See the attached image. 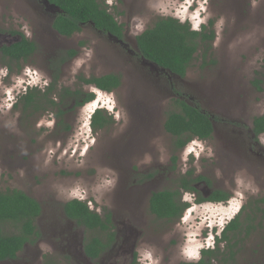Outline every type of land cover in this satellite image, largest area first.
<instances>
[{
  "label": "rangeland",
  "instance_id": "obj_1",
  "mask_svg": "<svg viewBox=\"0 0 264 264\" xmlns=\"http://www.w3.org/2000/svg\"><path fill=\"white\" fill-rule=\"evenodd\" d=\"M104 1L117 23L125 28L130 48H133V40H129L166 17L181 23L188 22L192 30H199L203 23L213 31L214 39L210 47L209 43L201 46L177 87L186 96L181 100L190 103L196 100L202 108L220 119L216 122V132L209 140L190 141L186 150L179 155L176 171L165 173L157 180H162L160 190L173 191L179 189L183 177L195 180L203 176L209 187L218 186L232 197L224 203L197 204L192 194H184L182 200L189 207L179 220L173 222L151 215L145 197L142 200L130 198L124 200L128 213L123 212L122 215L110 189L112 168L119 169L112 167L115 162L110 158L109 148L122 142L125 148L121 150L127 152L132 133L130 130L137 122L131 113L135 107L133 99L138 97L137 93L133 96V89L143 90V85L131 84L130 78L137 73L147 81L155 79L148 75L150 67H140L134 63L131 55L123 54V51L116 53L117 47L91 26H84L82 31L62 38L48 26L47 17L35 9L29 10V0H0V31L16 30L36 45L35 54L25 63L0 57V191H22L36 198L43 210L35 222L42 236L32 244L27 243L19 253V259H24V255L36 256L39 252L57 264H81L78 247L76 251L70 249L68 252L65 243L58 239L67 226L69 231L77 233V240L81 234L84 239L88 237L87 231L76 229L74 222L65 220L59 210L62 201L78 199L86 202L89 209L115 211L116 225L120 221L126 225L132 223L140 233L135 240L136 264L197 262L202 250L216 247V238L221 236L226 223L236 215L241 229L228 235L233 258L229 259V248H226L224 241L218 244L223 252L220 258H225L226 264H255L259 261L264 264V204L258 201L264 198V152L260 151L264 148V134L259 137L258 153L253 157L247 155L243 146L247 143L251 120L264 116V0ZM70 49H76V54L58 68L57 90L77 89L94 96L91 102L65 115L71 129L64 133L65 130L60 131L58 126L54 128L53 110L32 113L23 109L19 95L26 87L43 89L45 79L49 74L54 75L51 61L57 60L59 55L64 56ZM203 53L204 57L201 56ZM20 66L23 67L20 69ZM106 74H116L121 78V85L114 92H100L93 86H82L79 81L80 77L88 79ZM255 80L260 81L257 86L253 85ZM150 93L149 98L144 96V99L152 105L139 117L141 121L145 120L141 130L146 132L144 136L150 144V157L130 152L126 167H120L129 180H125L126 183L119 188L130 190L133 186L134 193L127 195L131 197L146 184L133 182L143 168L133 172L128 163L141 165L149 161L152 163L149 167L153 169L156 157L160 158L157 166H165L172 156L170 151L173 150L174 140L163 127L167 113L180 108L171 96L165 97L163 93L158 98L156 92ZM65 103L68 104L67 101ZM95 108L112 117V123L96 132V136L89 126ZM226 122L239 126L235 130ZM92 136L96 138L98 147L90 155L104 163L99 164L96 171L89 154L82 161L83 151H59L64 143L71 148L77 143L90 145ZM153 137L157 138L156 141ZM134 169L137 170V167L134 166ZM200 181L193 183L200 192H207ZM118 192L120 197L129 198L126 192ZM134 217H138L135 224ZM0 229L3 233L16 232L10 224L0 225ZM109 232L115 233L116 227L110 228ZM108 233H102L106 241ZM115 248L118 246L114 250L109 247L104 257L115 256L119 252L120 257L115 261L129 264V247L123 245L120 250ZM124 250L125 254H122ZM107 262L105 258L104 263ZM212 262L222 264L220 261Z\"/></svg>",
  "mask_w": 264,
  "mask_h": 264
},
{
  "label": "trees",
  "instance_id": "obj_2",
  "mask_svg": "<svg viewBox=\"0 0 264 264\" xmlns=\"http://www.w3.org/2000/svg\"><path fill=\"white\" fill-rule=\"evenodd\" d=\"M46 1L59 9V12L55 14L52 29L60 36L68 38L74 33L82 31V26L87 25L100 30L103 34L121 37L122 27L108 11V5L105 4L104 0ZM118 1L120 2L121 0ZM20 35L22 38L20 41L3 46L1 52L10 57L11 60L18 61L22 59L26 62L32 53L36 51V45L28 41L22 34ZM213 39V31L206 26H202L201 30H192L188 22L181 23L177 19L166 17L160 19L154 27L148 28L136 36L135 41L140 51V56L145 60L156 65L159 69H163L168 76H178L183 79L201 46L209 43L210 47ZM75 54L76 51L74 49L67 51L58 60L56 67L66 59L75 56ZM204 55V53L201 54L203 57ZM8 68L11 69L9 65ZM56 73L57 71L54 74V83L51 84L47 93H42L37 89H29L20 98L23 109L37 113L57 108V103L51 97L47 98L51 90H57L55 85ZM79 81L83 85H93L102 92H111L120 85L119 77L114 74H106L100 77L91 76L88 79L80 77ZM259 83V80H255L253 85L257 86ZM62 90L63 95L69 96L68 104L61 102L63 107L66 105L70 106L73 100H75V106H80L84 102L87 103L93 100L94 95L92 93L72 92L66 88H62ZM79 99H81L80 102H78ZM174 101L180 110L168 112L164 122L166 133L172 136L174 140L173 145L176 148H183L193 139H211L213 127L216 126V122L220 121V119L208 113L196 100L193 103H188L185 99ZM62 113L61 108H58L57 116L61 117ZM62 119L61 117L58 126L69 130V125L64 123ZM110 123H112V117L104 114L99 109L91 116L90 125L94 130L106 128ZM251 132L256 137L264 134V116L253 118ZM175 160L176 157H173L172 161L175 162ZM187 175H190V173ZM195 180H187L183 177L180 180L179 189L153 193L148 204L150 214L156 219L165 220L166 222L178 220L189 206L181 200V190H194L191 184ZM198 196L197 202L199 203L204 201L218 203L226 201L228 198V194L221 190L213 191L208 199ZM258 201L264 204V198L258 199ZM61 207L67 219L74 221L77 227L87 231L88 237L83 242V248L84 254L88 258H98L110 247V244L115 239V233H108L109 229L114 226L110 214L101 218L96 212L89 209L86 202L78 199L70 200L62 204ZM41 214L42 208L39 203L22 191L16 189L0 191V225L10 224L16 231L14 233H3L0 229V261L14 259L16 253L21 252L25 244H32L42 236L40 229L35 224L36 219ZM238 218L237 216L231 220L222 231L220 238H216L217 245L214 249L202 250L201 257L197 262L183 264H213L212 261H220L222 264H226L227 260L220 258L223 252L218 245L223 241L227 243L226 248H229V259L232 260L234 254L231 251L232 246L229 244L230 238L228 235L241 229V223ZM105 232L108 233V235L106 234L107 241L102 236V233ZM49 264L57 263L51 262ZM132 264H136V262L133 261Z\"/></svg>",
  "mask_w": 264,
  "mask_h": 264
},
{
  "label": "flooded vegetation",
  "instance_id": "obj_3",
  "mask_svg": "<svg viewBox=\"0 0 264 264\" xmlns=\"http://www.w3.org/2000/svg\"><path fill=\"white\" fill-rule=\"evenodd\" d=\"M198 1H202V0H198ZM29 2H28V4L30 5L29 10L35 9V11H37L40 15H43V16L47 17L48 22H49L48 23V26L52 29V24H53V21H54V18H55V14L57 12H59V9L58 10L56 9L58 7H55L54 5H52L51 3L47 2L46 0H29ZM202 26H205V25L202 23L199 26V28H200L199 30L202 29ZM82 27H84V26H82ZM94 30H95L96 33H98L99 35H102L103 37H105L107 39V41H110L111 44H113V45H115L117 47V52L116 53H118L120 51H123L124 52L123 54H129V55H131L133 57L134 63L135 64H138L140 67H145V66L150 67V69H149L150 72L148 73V75L155 78V79H151V80L147 81L146 79L142 78V76L139 75V74H137V73L132 77V79L130 78L131 84H135L136 85V84L139 83L140 86L143 85V87H144L143 88L141 86L143 90L133 89V92H134L133 93V96L135 97V94L137 93L138 94V97L135 98V99H133V106H135V107L132 109V112L131 113L133 114L135 121H137L138 123L135 122V124L132 125V131L130 130V132H132V133H131V137L129 138V148L127 149V152H123L121 150V149L125 148V147H123V143L122 142L112 144V147L109 148V149H111L110 158H113V160H114L113 162H115V163H113V166L112 167H115L116 169H119V170H115L114 168L111 167L113 169V172H112V175H113L112 185L110 187L111 194L113 195V200L116 201L115 205L117 207H118V205L120 206L119 209H118V211H120V213L122 215H124L123 212L128 213L127 212V205L124 204L125 203L124 200H128L130 198H133V199L134 198H137L138 200H142L145 197V199L147 200V204H149V199H150V197L152 196L153 193H157V192H161V191H164L165 190V189L164 190H160L159 189V186H160L162 180H157V179L162 178V176L164 177L165 173L167 174V173H171V172L176 171L177 161L178 160L180 161V159H179L180 156L179 155L181 154L182 151H185L186 150L187 145H188L187 144L183 148H176L174 145H172L173 150L170 151V153L172 154V156L169 159V164L168 165H165V166H162L161 164L159 166H157L158 162H160V158H157V157L153 161L154 162L153 163V169H151V167H149V165L152 164L149 161L144 162L141 165H137V163H133L132 165H130L128 163V167L133 172H138L140 170V168H143L142 171L138 172L139 174L137 173L138 176L135 177V180L133 182L134 183L135 182H138V184H144V185L146 184V185L143 186L142 188H140V190L133 197L127 196V195H131L132 193H134L135 189L133 188V186L131 187V189L132 188L133 189L132 190L130 189L131 192H129L130 190H125V188L124 189H120L119 188L125 182V180L126 181L129 180V179H127L128 178V175L125 177V174L126 173H124L123 171H120V167H121V169H123L124 167H126V165H127L126 164V161H129V153L130 152H139V153H142V155H141L142 157H144L145 155H148L150 157V155H149V151L151 150L150 149V146H149L150 144H149L147 138L144 136L146 134V132H143L141 130V129L144 128L143 125H145V120H142L141 121L140 118H139L140 117V114L143 111H146L147 110L146 108H149L152 105V104L149 105V102L150 101H147V99L150 96V95H148V93L151 94L150 92L154 91V92L157 93V97L158 98H161L160 95L164 93V96L165 97L166 96H171L173 101L174 100H178V99L181 100V99H183L186 96H184V94H182L179 91V88L177 87L179 85L178 84V81H182V79L180 77H178V76H173V77L168 76L167 73L163 69H159L156 65L150 63L149 61L145 60L142 56H140V51L137 48L136 41H135L136 36L134 37V39L129 40V42H131L133 40V48L132 47L130 48L129 44L127 43L128 37H127V32H126L125 28L124 29L122 28V30H121V37H117L116 35L103 34L100 30H97V29H94ZM7 31H5L4 33H2L0 31V57L1 58H5V59H8V60H11L10 57L6 56L5 54H3L1 52V48L3 46H5V45H10V44L15 43L17 41H20L22 38H21V35H20L21 33H19L16 30H7ZM52 31L54 33H56L53 29H52ZM14 32H16V33L14 34ZM57 35L60 36L59 34H57ZM60 37L67 38V37H63V36H60ZM25 38L28 41L32 42V40H29L27 37H25ZM35 52L36 51H34L31 56H33L35 54ZM60 58H61V56L59 55V58H57V60L51 61L52 62V66L51 67L54 70V74L58 70V68L64 63V62L63 63H60L56 67V64L58 63V60ZM28 59H27V61H28ZM11 61H15L16 63H19V62L25 63V61L22 60V59H19L18 61H16V60H11ZM21 67H23V66H20V69H21ZM25 75H27V74H25ZM114 75H116V74H114ZM101 76H103V75H101ZM117 76L119 77V81H120V85H121V80H120L121 78H120L119 75H117ZM98 77H100V76H98ZM53 78H54V75L52 76V75L49 74L48 78L45 79V81H44L43 89H37L36 88L37 86H34L33 88H30V89H34L35 88L37 90H40L42 93H45V92L47 93L48 92L47 90L51 87V84L54 83V79ZM38 84L39 83H37L36 85H38ZM82 86H93V85H82ZM118 88H116V89H118ZM116 89L112 90L111 92H114ZM23 90L21 91V94H22V95H20L21 97L23 96V94L25 95L28 92L29 88H27L26 91L25 90L23 91ZM69 90L72 91V92H76V91L83 92L82 90H77V89H70L69 88ZM95 90H97V89L95 88ZM55 92H56V94H55ZM144 96H146L147 99H144V98H146ZM48 97H51V99L54 100L57 103V108H54L53 109V113H52L53 116H54V119H55L54 128H56V126H58V123L60 122L61 117L63 118L62 120L64 121V123H66L67 125H69L70 123H69L68 120L65 119V115L68 112H70L71 110H73V109H75L77 107H81L82 105L86 104V102H84L80 106H75V100H73V101H71V104H70V106H68V108H63L61 102L62 101L63 102H66V101L68 102L69 101V96L63 95L62 88H60L59 91L58 90H56V91L55 90H51V92L48 93V95H47V98ZM61 99H63V100H61ZM80 101H81V99L78 100V102H80ZM87 103H89V102H87ZM188 103H190V102H188ZM58 108H61V110L63 112L62 115H61V117H58L57 116V109ZM49 110H52V109H49ZM207 112L210 113L209 111H207ZM90 123H91V121L89 122V126H90V129H91V131H92V133H93L94 136H96V132H98L99 130L105 129V128H102V129H99V130H94L91 127ZM225 124L226 125H228V124L231 125L232 126V129H235V130L237 129V126H239L237 123H231V122H226ZM251 125H252V120H251L250 125H249V132H248L249 136H248V139H247V143L245 145H243L245 147V151L247 152V155L250 158L253 157V154L258 153V151H257V149L259 147V141L258 140H259V137H260V136L259 137H256L254 135V133L251 132ZM134 126H137V127L134 128ZM216 126H217V123H216ZM216 126L213 127L212 138L214 136V133L216 132V130H215ZM69 127L71 129V125H69ZM58 128H59L60 131L61 130H65L64 133H67V131L70 130V129L69 130L63 129L60 126H58ZM134 129L136 131H140V132L138 133L136 131H133ZM164 131H165V129H164ZM230 132H232V131H230ZM156 139L157 138H154V141H156ZM193 140H191V141H193ZM96 141H97L96 138H93V136H92V142H91L90 145L88 143H83V144L77 143V144H73L74 145V148H71L68 143H64V144H62V146L59 149V151L62 150V149L66 150V151H69L70 153L71 152H73V153L79 152L80 153L81 151H83V154H82V157H81V160L83 161V158L87 154L90 155V153L97 151L96 149L98 147V144L96 145ZM199 141H202V140H199ZM263 149L260 150V151H263L264 152ZM234 155H236V154H234ZM90 156H91L90 162L94 164V167H95L94 170L96 171V168L99 167V164L103 165L104 163L101 162L102 161L101 159L95 158L93 156V154L90 155ZM173 157H176L175 162L172 161V158ZM134 166L137 167V170L134 169ZM150 170H152V172H150ZM184 175H186V174H184ZM200 178H202V179L197 178L198 180H195V181L198 182L199 180H201L200 183L204 184L207 192H205V193H203L204 191L200 192L197 189V185H195L194 183H192L191 185L193 186V189L194 190L184 191L182 189L181 190V196H180L181 197V200L184 198V194H186V195L187 194H192V197L195 198L194 199V202L196 201L195 203L200 204V203H204V202H208V201H204V202H200V203L197 202V200L199 199V196L198 195H200L204 199H208L212 195L213 191H215V190H221V191H223L218 186L213 187V188L209 187L207 185V184H209L206 181L207 179L204 178L203 176L202 177L200 176ZM144 189H145V191L142 192ZM151 189H153V191H150ZM157 189H159V190H157ZM118 191H124V192H126L125 193L126 194V197H129V198L120 197V195H118V193H119ZM139 193H141V194L138 195ZM227 194H228L227 200L226 201H221V202H218V203L227 202L228 199L230 197H232L229 193H227ZM195 195H197V196L195 197ZM31 198H33V197H31ZM33 199H35L39 203V205L42 207L41 203L36 198H33ZM120 200H122V201H120ZM68 201H70V200L62 201V203L59 206V210H60L61 215L63 216V218L65 220H67L68 222H71L72 220H69V219H67L64 216V214L62 212V207H61L62 204H65ZM89 202H92V200H89ZM183 202L186 203L185 200ZM209 203H214V202H209ZM116 206H115V209H116ZM135 208H137V206ZM90 210L96 212L101 218H104L105 215H107V214H110L111 215V221H112V223L114 225L113 226L114 229L116 227V232H115V239L110 244V249L113 248V250H114V247L115 246H118V248H115V249L120 250L123 245L128 246L129 247V254H130V263L129 264H132L133 261L136 262V256H137V254L134 252V250H135V244H136L135 240H136V238L138 236H140V233H138L136 231V229L131 225L132 223L126 225V223L120 221V222H118V225H116V220L114 218V216H115L116 213L113 210H111V212L108 211V210L103 211V209L102 210L100 209L99 211L98 210H93V209H90ZM132 210L133 209H131V210L128 209V211H132ZM42 212H43V210H42ZM138 217H134L135 218L134 221H133L134 224L137 222V218ZM236 217H237V215H236ZM235 218H233V219H235ZM130 219L132 220V217H130ZM229 222H230V220H229ZM229 222L226 223V226H227V224ZM73 224H74V226H76V229L80 228V227H77V225L75 224V222ZM68 228L69 227L67 226L65 232H63L64 229L61 228V230L63 232L62 235L64 234L65 236L62 237V235L60 233V236L58 235V239L60 240V242L65 243V246L68 248V250H67L68 252L70 251V249H75V251H76V246L78 247V249H77V255L79 257V262L81 264H119L118 262L115 261L116 258L120 257L119 256L120 255L119 252L116 253L115 256L114 255H110L109 257H106V256L104 257V254L109 249V247L98 258H95V259L88 258L84 254L83 242H84L85 239H84L83 235L81 234L80 238L77 240V237H78L77 233L74 232V231H69ZM82 230H84V229L82 228ZM25 246H26V244L24 245V248H25ZM124 252H125V250L123 251L122 254H125ZM19 253L20 252L16 253V257L14 259L0 261V264H46V263L49 264V263L52 262V261H50L49 258L46 259L43 256H41V254L39 252L36 253V256L33 255V256L29 257L27 255H24V259H19ZM105 258H107V261H108L107 263H104V259ZM255 264H263V263L261 261H259V262H256Z\"/></svg>",
  "mask_w": 264,
  "mask_h": 264
},
{
  "label": "clouds",
  "instance_id": "obj_4",
  "mask_svg": "<svg viewBox=\"0 0 264 264\" xmlns=\"http://www.w3.org/2000/svg\"><path fill=\"white\" fill-rule=\"evenodd\" d=\"M21 87H22V86H21ZM21 87H20V89H21ZM20 89H19V91H18L17 95L20 93ZM24 90L26 91V90H27V88H25ZM97 91H100V90H97ZM100 92H101V91H100ZM20 95H22V94L20 93ZM20 95H19V96H20ZM23 95H24V94H23ZM15 97H16V96H15ZM20 97H21V96H20ZM96 109H97V108H95V109L93 110V112H94ZM93 112H92V113H93ZM219 238H220V237H219Z\"/></svg>",
  "mask_w": 264,
  "mask_h": 264
},
{
  "label": "water",
  "instance_id": "obj_5",
  "mask_svg": "<svg viewBox=\"0 0 264 264\" xmlns=\"http://www.w3.org/2000/svg\"><path fill=\"white\" fill-rule=\"evenodd\" d=\"M58 10V8H56Z\"/></svg>",
  "mask_w": 264,
  "mask_h": 264
}]
</instances>
